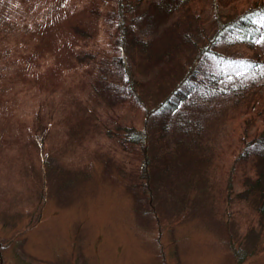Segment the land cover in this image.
Wrapping results in <instances>:
<instances>
[{"label": "rangeland", "instance_id": "1", "mask_svg": "<svg viewBox=\"0 0 264 264\" xmlns=\"http://www.w3.org/2000/svg\"><path fill=\"white\" fill-rule=\"evenodd\" d=\"M88 1L0 0V264H264V218L236 197L239 179L250 171L234 160L238 142L225 118L235 115L231 100L193 101L183 119L202 112L204 134L196 144L173 145V123L167 136L150 144L157 163L159 153L181 148L168 180H159L158 170L146 179L140 156L133 158L115 139L120 125L143 128L146 113L132 100L112 102L100 89L89 96L86 87L74 100L75 88L66 91L72 73L62 65L53 70L57 82L46 89L53 58L42 63L28 47L49 21ZM212 3L196 4L205 25L213 17ZM175 19L172 13L162 19L155 41L174 39L177 32L169 26ZM179 21L188 23L184 15ZM94 25L96 42L111 55L108 25L100 19ZM192 52L181 47L168 64L146 58L136 67L141 99L153 105L160 87L165 94L177 78L176 59ZM117 70L108 72L118 78ZM64 73L65 87L59 89ZM233 79L229 74L220 85ZM132 167L138 168L137 179ZM220 167L232 171L234 199L224 210L209 196L211 185L217 193ZM150 187L156 190L152 205L150 193H143Z\"/></svg>", "mask_w": 264, "mask_h": 264}, {"label": "trees", "instance_id": "2", "mask_svg": "<svg viewBox=\"0 0 264 264\" xmlns=\"http://www.w3.org/2000/svg\"><path fill=\"white\" fill-rule=\"evenodd\" d=\"M211 1L213 17L205 25L200 7L196 5L201 0H89L81 8L72 9L66 18L44 25L28 47L29 54L34 53L42 63L48 57L53 58V65L45 75L46 89L55 85L59 77L58 74L54 76L53 70H59L62 65L63 70L72 73L66 91L69 86L75 88L71 96L74 100H79L83 93L78 90L86 87L84 90L89 96L94 97L100 89L109 94L112 102L132 100L135 107L144 110L143 128L120 125L115 139L133 158L140 161V156L147 171L146 179L150 178L149 172L158 170L159 180H168L178 164L174 159L180 147L201 141H197V137L204 134L202 112L183 119L194 100L200 102L208 97L210 101L218 97L222 102L231 100L235 115L225 118L231 121L230 137L234 133L238 142L234 160L246 164L250 171L244 179H239L242 189L236 192V197L239 196L247 207H254L257 215L264 218V0ZM223 7L226 10L221 14ZM171 13L176 18L169 26L177 32L174 39L164 35L155 41L156 30L164 23L162 19ZM183 15L188 23L179 21ZM99 19L108 25L107 40L114 51L108 56L103 53L105 47L96 42L94 21ZM57 42L59 46L56 47ZM181 47L193 52L189 57L176 59L179 67L175 82L167 87L165 94L160 87L157 100L149 105L141 99L144 93L134 85L135 68L146 58L152 59L157 66L168 64L175 60L177 49ZM111 68L119 69L120 77H112L108 72ZM229 74L234 79L221 86V80ZM245 76L251 79L244 81ZM65 78L64 73L59 89H64ZM150 121H155L153 126H149ZM172 123L178 134L171 143L180 147L159 153L161 162L157 163L148 147L167 136ZM143 147L149 155H143ZM119 169L122 171V164ZM137 170L132 167L133 179L138 178ZM230 176V169L227 172L221 169L217 176V193L212 185L209 188V196L217 201L219 210H224V205L234 199L230 197ZM226 190H229L228 195ZM155 192L151 187L147 192L143 189L144 195L150 193L147 195L149 205H152L151 197Z\"/></svg>", "mask_w": 264, "mask_h": 264}]
</instances>
